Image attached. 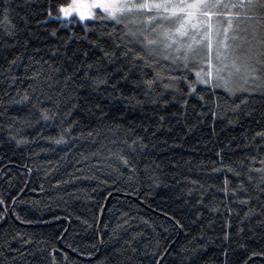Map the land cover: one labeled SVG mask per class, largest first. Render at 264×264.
<instances>
[{
	"label": "trees",
	"instance_id": "trees-1",
	"mask_svg": "<svg viewBox=\"0 0 264 264\" xmlns=\"http://www.w3.org/2000/svg\"><path fill=\"white\" fill-rule=\"evenodd\" d=\"M63 2L51 0L53 15ZM44 6L0 0V264H264L252 256L264 252V93L197 85L204 100L187 97L185 109L186 83L164 84L194 71L159 57L133 68L131 54L117 59L127 49L116 44L133 47L124 25L62 27ZM114 50L109 63L103 51ZM226 178L236 192L223 191Z\"/></svg>",
	"mask_w": 264,
	"mask_h": 264
},
{
	"label": "snow or ice",
	"instance_id": "snow-or-ice-1",
	"mask_svg": "<svg viewBox=\"0 0 264 264\" xmlns=\"http://www.w3.org/2000/svg\"><path fill=\"white\" fill-rule=\"evenodd\" d=\"M3 11L4 19L7 21L9 9L4 8ZM43 11L48 17L61 21L62 27L73 23V17H78L80 21L111 20L117 25H124L127 28L126 35L131 37L129 44L133 47L116 44V49L122 47L127 49L121 51L117 59H128L131 54L133 68L136 67V62H141L144 67L154 68L159 63L157 59L159 57L171 61L176 66V70L184 73L194 71L196 76L194 81L188 80L187 75L169 76L171 82L164 84L165 89L173 88L176 91H182L178 87V82L183 80L186 83L188 91L183 93L186 98L182 101L185 109L188 105L187 97L195 95L200 100H204L197 85L207 86L205 90L211 92L224 89L231 96L237 93H264V0H139V2L137 0H65L57 5L54 17L51 0H45ZM44 22L38 21L41 24ZM129 24H143L144 28L132 31L128 27ZM84 27L87 29L88 24L85 23ZM13 34L9 32V35ZM51 35L56 36L57 30L52 29ZM96 46L99 47V45ZM136 47H139L141 51L137 52ZM83 55L87 57L88 53L84 52ZM103 57L107 58L109 63H114L113 57H116V51H103ZM196 62L205 65L207 70L201 68L197 71L192 67ZM92 67V64L87 65L89 69ZM127 75L128 73H124L122 78L126 79ZM155 75L158 79H163L159 71H156ZM154 82V80L144 81L149 89L152 88ZM97 83L106 84L107 79L98 80ZM24 99H27V96ZM246 104L247 97L245 96L230 110L238 113L241 106ZM215 107H219L218 101L215 102ZM42 111L44 118L48 119L47 110ZM209 111L215 119L218 113L211 108ZM245 114L251 116L252 112L248 111ZM200 115L205 116L207 113L201 112ZM160 120L163 121L164 117L161 116ZM237 122V120L228 121L230 124ZM256 136L264 140V131L256 133ZM62 141L61 136L56 142ZM137 141L141 148L146 147L142 137H137L132 144L135 145ZM16 143L19 145L27 141L21 138L16 140ZM120 159L126 165L129 163L123 156ZM260 162L264 164V159ZM225 167L227 171L233 172L236 176L240 175L230 166ZM215 171H220V169H215ZM255 171L264 173V168L255 169ZM248 179L251 181L253 177L249 175ZM261 180L264 182V176ZM229 183L226 178L223 191L225 193L236 192L235 188L229 189ZM239 187H244L243 182ZM260 190L264 191V188ZM239 202L247 204L248 199ZM13 203H16L15 198H13ZM4 204V197L0 195V205ZM228 211L232 209L229 208ZM250 214L251 210L245 215L247 217ZM6 215V210L0 213V221L4 220ZM17 219H20L19 214H17ZM176 223L180 222L176 220ZM225 239H228L227 233ZM256 255L264 256V252H252V256ZM156 264H159V261Z\"/></svg>",
	"mask_w": 264,
	"mask_h": 264
},
{
	"label": "rangeland",
	"instance_id": "rangeland-1",
	"mask_svg": "<svg viewBox=\"0 0 264 264\" xmlns=\"http://www.w3.org/2000/svg\"><path fill=\"white\" fill-rule=\"evenodd\" d=\"M137 2H139V0H137ZM55 15H56V14H55ZM55 15H53V17H54ZM72 19H73V23H71V24L84 23V22H86V21H80L78 17H73ZM140 19L143 20L144 17H140ZM134 25H136L138 28H141V29L144 28V25H143V24H139V25L134 24ZM134 25H133V26H134ZM213 56H214V51H213ZM194 64L197 65V69H196L197 71H199L201 68H203L205 71L207 70V67H206L205 65L200 64L199 62H196V63H194Z\"/></svg>",
	"mask_w": 264,
	"mask_h": 264
}]
</instances>
